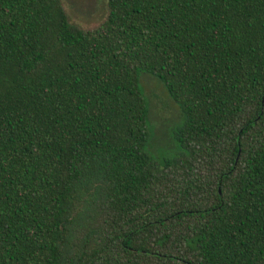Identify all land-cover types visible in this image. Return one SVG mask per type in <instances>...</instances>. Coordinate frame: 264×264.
I'll return each mask as SVG.
<instances>
[{
  "label": "trees",
  "instance_id": "trees-1",
  "mask_svg": "<svg viewBox=\"0 0 264 264\" xmlns=\"http://www.w3.org/2000/svg\"><path fill=\"white\" fill-rule=\"evenodd\" d=\"M107 9L0 0V264H264V0Z\"/></svg>",
  "mask_w": 264,
  "mask_h": 264
},
{
  "label": "rangeland",
  "instance_id": "rangeland-1",
  "mask_svg": "<svg viewBox=\"0 0 264 264\" xmlns=\"http://www.w3.org/2000/svg\"><path fill=\"white\" fill-rule=\"evenodd\" d=\"M108 0H61L70 20L85 30L97 28L108 14ZM140 85L149 103L153 142L158 149H174V129L180 123V109L156 77L142 75ZM163 84V85H162Z\"/></svg>",
  "mask_w": 264,
  "mask_h": 264
}]
</instances>
